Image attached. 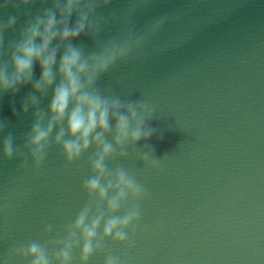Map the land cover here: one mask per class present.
<instances>
[{
  "label": "water",
  "instance_id": "obj_1",
  "mask_svg": "<svg viewBox=\"0 0 264 264\" xmlns=\"http://www.w3.org/2000/svg\"><path fill=\"white\" fill-rule=\"evenodd\" d=\"M50 6L51 0H37L18 13L0 12L4 19L19 15L5 46L17 38L26 13ZM130 9L138 34L167 19L135 59L118 64L98 86L157 107L148 123L158 131L137 147L147 143L161 160L156 169L131 154L116 162L150 198L132 246L108 242L106 251L126 264H264V0H112L101 10L98 39L121 31ZM74 43L86 52L95 47L86 35ZM34 74L38 79V65ZM31 91L29 85L15 96L0 94V121L7 122L0 138L11 132L23 144L32 110L13 109L19 113ZM50 98L51 92L40 107L46 110ZM19 163L0 157V256L14 243L41 238L49 223L60 230L85 200L86 156L66 166L53 148L39 171L31 162L20 170ZM89 264H103V256Z\"/></svg>",
  "mask_w": 264,
  "mask_h": 264
},
{
  "label": "clouds",
  "instance_id": "obj_2",
  "mask_svg": "<svg viewBox=\"0 0 264 264\" xmlns=\"http://www.w3.org/2000/svg\"><path fill=\"white\" fill-rule=\"evenodd\" d=\"M43 5L46 0H39ZM37 0H3L0 12L9 7L17 13L34 6ZM112 0H51L26 19L16 39L5 46V34L15 30L19 15L0 16V94L15 96L24 87L32 91L23 99L21 110H32V124L21 145L9 132L0 138V157L18 159V169L39 171L50 150L56 148L66 166L87 157L88 175L80 190L85 200L75 217L60 230L47 224L41 238L14 243L0 256V264H89L103 256V264H126L124 257L106 251L108 242L131 247L140 228L143 203L150 193L137 176L123 164L133 155L150 169L161 159L148 141L157 133L149 125L157 107L145 99H127L98 82L118 64L135 59L149 36L157 32L165 18L155 21L142 34L130 26L133 9L127 13L122 30L105 40L102 9ZM75 21L72 22V17ZM81 35L90 37L95 47L86 52L74 43ZM7 57V59H5ZM39 66L40 76L35 78ZM47 109L40 107L48 97ZM7 127L0 121V134ZM78 253V257H77Z\"/></svg>",
  "mask_w": 264,
  "mask_h": 264
}]
</instances>
